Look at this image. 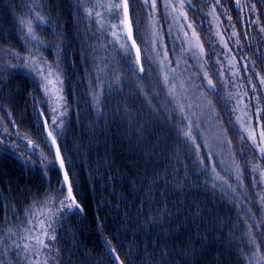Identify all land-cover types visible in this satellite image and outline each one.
<instances>
[{
	"label": "trees",
	"instance_id": "1",
	"mask_svg": "<svg viewBox=\"0 0 264 264\" xmlns=\"http://www.w3.org/2000/svg\"><path fill=\"white\" fill-rule=\"evenodd\" d=\"M193 3L197 4L195 11L185 9L187 20L182 17L173 22L165 18L163 7L153 13L140 0H129L135 6L134 12L130 8L132 19L142 22L134 32L145 69L140 73L133 49V63H126L111 35L110 25L117 23V16L97 7L96 0H0V49L18 54L0 57V62L24 64L29 57L39 56L46 62L42 67L59 65L64 82L65 102L59 109L66 112L61 117L64 123L57 128L48 122L66 157L83 212L77 210L62 224L53 225L57 239L49 243L55 261L49 264H118L110 248L116 249L125 264H246L241 250L249 251L244 235L248 225H253L257 239L264 231V216L259 212L264 178L246 166L233 124L248 105L251 119L244 118L246 124L257 131L264 126V113L259 121L255 115L254 98L258 96V106L264 108V86L259 83L264 78V66L259 63L264 59V34L250 24L256 17L247 10L240 12L237 21V10L225 0H221L223 7L216 6L222 22L219 27L207 15L215 0ZM86 8L102 16H88ZM225 10L232 16L234 29ZM35 11L47 21L37 29L43 45L25 40L20 30L21 19L31 17L35 23ZM189 23L203 43L201 59L185 51L190 42H196ZM260 24L264 25V12ZM233 31L240 33L238 38L231 36ZM121 42L131 46L126 37ZM253 61H257L259 77L253 74ZM172 68L177 83L184 82L178 98L185 105L187 119L166 95L162 71ZM205 71L216 83L219 97L209 91ZM38 79L27 69L0 72V138L4 140L0 235L8 228L17 234L0 242L4 264H24L11 244L13 239L25 242L19 237L25 227H32L30 213L59 207L56 201L46 203L63 177L60 171L46 170L41 164L43 156L52 159L54 152L41 116L42 111L49 117L51 102H44L47 98ZM236 108L239 111H229ZM189 120L199 124L192 129L195 143L182 135ZM221 129L227 130L223 143ZM29 140L37 145L35 149L28 146ZM232 159L241 168L239 179L235 172L225 171ZM213 163L222 180L213 179ZM260 163L264 168V161Z\"/></svg>",
	"mask_w": 264,
	"mask_h": 264
},
{
	"label": "snow or ice",
	"instance_id": "2",
	"mask_svg": "<svg viewBox=\"0 0 264 264\" xmlns=\"http://www.w3.org/2000/svg\"><path fill=\"white\" fill-rule=\"evenodd\" d=\"M198 3L204 5L208 3V0H197ZM140 3L152 9V12H156L160 7L164 9H170L171 13H175L174 19H179L183 17L185 20L188 19L186 8L191 9L193 11L196 10L197 4L193 3V0H160L158 4V0H140ZM225 3L233 4L234 8L237 10V21L241 20L240 12L247 10L251 14H253L256 18L250 21V24H256L259 28V32L264 34V25L260 24V14L264 12V0H225ZM97 7L105 9L110 14H114L117 16V23L111 24L110 27L114 29L111 32V35L116 43L119 44V50L121 57L125 60L126 63H133L131 52L132 49L135 50V59L134 62L138 66L137 70L140 73L145 71L143 64V57L141 49L136 45V40L134 39V32L139 31V26L142 23L141 20L136 19L133 20L130 16V8L134 12L135 6L129 4V0H107L106 3H102L101 0H96ZM220 5L223 7L221 0H215V4L212 5V9L207 15L212 16L213 19L217 22V27L222 23L219 20V16L216 13V6ZM260 5V8L257 7ZM88 16L95 15L100 18L102 13L94 10L92 8L85 9ZM200 11H204L203 7ZM170 13V14H171ZM232 26L235 28V24L232 22V16L228 13V10H225L223 13ZM35 18V23L33 19L30 17L28 19H21L19 21L20 30L24 32L25 40L30 39L36 41L38 45H43V41L37 35V29L47 25V21L40 14L39 11H35L33 13ZM149 19H153L152 14H149ZM99 22V21H98ZM135 25V28H134ZM103 27V25H101ZM188 28L192 29L193 37L195 39V43H189V47L185 49V51L190 52L191 56L195 59H201L205 55V49L203 43L199 40V34L196 32L195 27L192 23L187 25ZM26 30V31H25ZM126 30V31H125ZM216 35H221V33L217 32ZM240 33L233 31L231 36L239 37ZM245 37H247V32L244 33ZM187 36V33H185ZM131 42V46L127 42H121L122 39H125ZM264 39V36L261 37ZM231 39V37H229ZM255 39V38H253ZM236 43L239 44L240 40L237 39ZM227 47V42L224 44ZM198 50V52H197ZM231 51V49H229ZM11 53L13 56H18L17 53L12 52L10 49H0V57H6ZM219 62V61H217ZM163 64V61L160 62ZM168 63H172V61H168ZM179 62H177L178 64ZM187 63V61H185ZM259 63L264 66V59L259 60ZM42 64H46L45 61L37 56L36 58L29 57L25 60L24 64H12L7 62H0V72H11L14 69H27L28 74H34L35 77H38V87L42 88L44 96L47 98L44 102L49 103V117L44 118V125L47 126L48 120H51V124L55 125L57 128L61 127L64 121L61 117L66 115L65 111H60L59 109L63 106L65 102V98L63 96V79L61 78V72L58 70L59 65L55 68L46 65L42 67ZM257 61L252 62L253 74L257 77L260 76L259 72L255 71ZM235 65H233L234 67ZM201 68L204 67L203 64L200 65ZM247 65H245V69H247ZM235 75V74H234ZM203 79L207 82V87L209 91L217 97L221 95V93L217 92L216 83L210 78L207 71L203 73ZM162 80L163 84L166 86V95L170 98V102L175 103L178 111L184 115L185 114V105L182 100L178 97L181 96V93L184 91V82L181 80L177 83L176 69L172 68L168 72L162 71ZM251 81V78L249 77ZM259 83L264 86V78H260ZM199 87V86H197ZM255 86H253V92H255ZM247 95V93H244ZM257 101V110L255 115L257 116V120L261 119V114L264 113V108H260L259 105V97H254ZM184 99H187L185 96ZM97 104H99V97L96 98ZM209 105L211 101L207 102ZM191 108V105L187 106ZM245 111H243L242 116H237L236 121L233 124L234 134L239 136L242 142V148L240 150V155L245 160L246 166H251L252 172H259L261 178H264V168L261 167L260 161H264V126L260 127V130L257 131L250 123L245 122L244 118L251 119L249 112L246 110L248 105H245ZM229 111H239L236 109H229ZM44 113L41 112V116ZM194 116L195 113H192ZM184 118L187 119V116L184 115ZM59 121V123H58ZM239 124L240 127L237 128L235 125ZM193 128H199L198 123H194L192 120H189L187 130L182 132V135L187 138V140L195 143L197 136L193 135ZM226 129H221V143L227 140ZM241 131L244 135H241ZM4 132H7V129H4ZM48 137L52 139V144H56V138L53 135V131H48ZM231 143V141H227ZM4 144V140L0 138V151H2V145ZM28 146L35 149L37 147L33 141H28ZM199 148V145L196 146ZM43 155V154H42ZM211 153L208 154L209 158H211ZM25 163H30V161H25ZM203 163V160H201ZM221 164H225V161H219ZM41 164L44 168L63 171V180L58 181L60 187L57 191L50 195L48 201L46 203H51L52 201H56L59 207L53 211L51 208L47 210V212L33 211L30 213L32 219L28 220V224L32 225V227H25L23 229L24 235L20 236L19 239L25 241L23 244L17 243L16 240H12L11 247L13 249H18L15 255L19 257L24 264H49V261H55V256L52 255L54 250L53 245L49 243V241H55L57 239L55 235L54 224L60 225L62 222L69 216L77 214V210L79 212H83L81 205L77 202V193L74 187V181L70 179L69 169L66 167V157L62 154L60 148L57 146L55 148V153L52 159H48V157L43 156L41 159ZM213 179L214 180H222L218 173L215 172V164L213 163ZM226 172L232 173L235 172L237 174V179L240 178L241 168L235 159H232L231 164H228L225 168ZM46 174V172H45ZM215 186V185H214ZM228 187H232L231 185H227ZM235 192V188L232 189ZM259 212L261 216H264V196H260V208ZM26 215L29 213L26 211ZM43 216L44 219L40 217ZM35 221V223H33ZM257 229L261 227V224L257 223L255 225ZM11 235H8V234ZM17 234L13 231L12 228L7 229V233L5 235H0V242L5 241V236L8 239H11L13 236ZM247 238V244L249 246L248 252H243L241 250V259L246 261V264H264V231L259 232V239H257L256 233L253 231V225H248V231L244 234ZM110 243V242H109ZM58 253V250H55ZM110 251L114 254L115 260L118 264H125L124 260H121L120 256L116 254L115 248H110ZM23 253V255H21ZM43 256V259L39 257ZM32 257H36L33 259ZM0 264H4L3 261H0Z\"/></svg>",
	"mask_w": 264,
	"mask_h": 264
},
{
	"label": "water",
	"instance_id": "3",
	"mask_svg": "<svg viewBox=\"0 0 264 264\" xmlns=\"http://www.w3.org/2000/svg\"><path fill=\"white\" fill-rule=\"evenodd\" d=\"M130 16H131V10H130ZM126 31V30H125ZM134 39H135V34H134ZM136 40V39H135ZM129 43H130V45H131V42L129 41ZM136 45L140 48V46H139V44H138V42L136 41ZM141 49V48H140ZM142 52V51H141ZM133 53H134V56H135V50L133 49ZM42 112V111H41ZM44 113V112H43ZM44 118H46V115L44 114L43 116H42V120H43V124H44ZM44 129H45V132H46V135H47V133H48V131H50V126H49V122H48V124H47V126H45L44 125ZM47 137H48V135H47ZM48 139H49V142H50V144H51V147H52V149H53V152L55 153V148L58 146L59 147V145H58V142H57V140H56V144L55 145H53L52 144V139L50 138V137H48ZM60 148V147H59ZM60 173H61V175H62V177H63V171H60Z\"/></svg>",
	"mask_w": 264,
	"mask_h": 264
},
{
	"label": "rangeland",
	"instance_id": "4",
	"mask_svg": "<svg viewBox=\"0 0 264 264\" xmlns=\"http://www.w3.org/2000/svg\"><path fill=\"white\" fill-rule=\"evenodd\" d=\"M107 1H103L102 3H106ZM167 11V14H165L166 12H164L163 14H165V18L168 20V21H173L174 20V17H175V13H171V10L170 9H166ZM171 13V14H170ZM182 17H180L178 19V21L181 19ZM174 22V21H173Z\"/></svg>",
	"mask_w": 264,
	"mask_h": 264
}]
</instances>
